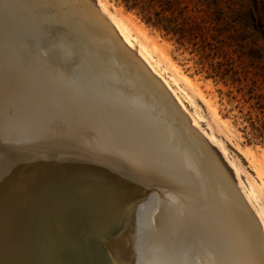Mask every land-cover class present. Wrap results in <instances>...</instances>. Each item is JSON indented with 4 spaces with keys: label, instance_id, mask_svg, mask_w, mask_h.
<instances>
[{
    "label": "bare ground",
    "instance_id": "1",
    "mask_svg": "<svg viewBox=\"0 0 264 264\" xmlns=\"http://www.w3.org/2000/svg\"><path fill=\"white\" fill-rule=\"evenodd\" d=\"M91 4L89 0H0V31L11 33L17 44L8 50L10 55L7 53L8 76L0 71V138L20 143L47 135L60 137L73 141L89 155L125 164L137 180L138 176L155 177L159 182L166 173L165 178L186 182L191 174L186 167L182 175L179 167L177 171L179 154L151 139V132L145 130L149 129L145 122L161 124L167 134L176 135L184 143L194 175L199 182H207V195L218 211L232 215L229 218L237 228L236 235L239 230L246 234L240 245L249 263L254 255L264 261L263 252L256 250L259 244L253 226L244 215L242 220L238 218V211L231 205L234 198L212 156L180 124L183 115L126 43L115 36L123 46L122 52L108 41V18L100 11L99 15ZM22 51L26 57L20 63ZM110 54L119 63L110 61ZM0 60L3 65V55ZM84 75L98 87L96 94H85L80 83ZM136 182L123 190V196L131 190L125 199L138 190L146 193L147 186L135 187ZM155 197L140 228L138 248L143 255L137 264H219L195 245L198 226L193 219L198 214L184 195L176 192ZM127 231L103 242L109 251L119 250L114 264H130L132 231ZM255 262L260 264L258 259Z\"/></svg>",
    "mask_w": 264,
    "mask_h": 264
},
{
    "label": "water",
    "instance_id": "2",
    "mask_svg": "<svg viewBox=\"0 0 264 264\" xmlns=\"http://www.w3.org/2000/svg\"><path fill=\"white\" fill-rule=\"evenodd\" d=\"M91 5L100 13L94 4ZM99 15L102 16L101 13ZM105 20L109 26L105 32L110 38L108 41L123 52V46L121 44L120 47L115 36L121 40L122 38L114 25L108 19ZM14 38L11 33L0 31V56L3 55L0 71L7 72L6 76L10 67L8 50L12 51V47L17 45L13 43ZM132 53L140 64L147 68L154 81L164 88L183 115L180 124L190 130L209 156H212L234 198V203L230 201L231 205L238 211L240 220L244 215L245 220L253 226L257 246L259 244L256 250L259 248L264 254V226L252 205L214 153L208 139L190 123L164 83L148 65H145L138 54L134 51ZM24 54V51L19 54L20 63L26 57ZM108 58L119 63L115 55L110 54ZM96 65L100 71L98 61ZM86 76L80 79L85 94H96L98 87L92 81L89 82ZM136 121L138 122L137 119ZM145 124L149 126V129H144L151 132V139L162 142V145L173 150L176 156L179 154L176 161L177 171L179 167L182 175L185 170L183 167H186L191 174L190 180L173 181L175 178L163 176L166 173H163V179L160 177L159 182L155 181V177L148 179L138 176L137 180L125 164L110 157L89 155L74 145L73 141L60 137L47 135L20 143L6 142L0 138V264H114L119 250L115 248L117 251H109L103 242L112 236L115 240L128 232L127 230L132 231V244L128 250L129 262L137 264L143 255L138 248L143 214L154 203V200L149 199L155 195L163 196L176 192L184 195L185 201L191 204L198 214L197 219L194 218L193 221H196L198 226L195 231L198 235L195 245L201 252L215 257L219 264H239V261L244 264H256L257 259L260 264H264V261L255 255L251 256V263L246 259L240 245L246 234L239 230L237 236L234 231L237 228L229 218L232 215L218 211L215 203L211 202L206 190L208 184L203 180L199 182L194 175L186 151L184 153V143L180 142L176 135L167 134L161 124ZM149 162L155 163L153 160ZM134 181L138 184L135 187L146 185L147 191L140 194L141 190H138L125 199L131 190L124 196L122 192ZM125 182H128L127 185ZM87 238L92 241H86ZM253 248L255 250L254 246Z\"/></svg>",
    "mask_w": 264,
    "mask_h": 264
},
{
    "label": "rangeland",
    "instance_id": "3",
    "mask_svg": "<svg viewBox=\"0 0 264 264\" xmlns=\"http://www.w3.org/2000/svg\"><path fill=\"white\" fill-rule=\"evenodd\" d=\"M89 1L208 139L264 226V0H140L136 10ZM145 11L180 25V40L146 24Z\"/></svg>",
    "mask_w": 264,
    "mask_h": 264
},
{
    "label": "trees",
    "instance_id": "4",
    "mask_svg": "<svg viewBox=\"0 0 264 264\" xmlns=\"http://www.w3.org/2000/svg\"><path fill=\"white\" fill-rule=\"evenodd\" d=\"M148 0L147 3H150ZM140 0H122V4L128 9V10H136L140 6ZM144 16V22L153 28H156L160 31H163L166 33V35H175L179 38L183 32L182 27L178 24L174 25H166L163 21V17L160 15L152 14L148 11H145Z\"/></svg>",
    "mask_w": 264,
    "mask_h": 264
}]
</instances>
